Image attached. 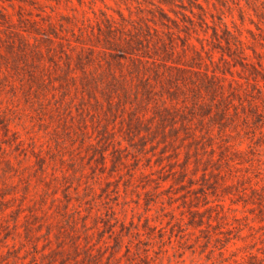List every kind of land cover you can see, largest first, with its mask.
Wrapping results in <instances>:
<instances>
[{"label": "trees", "instance_id": "obj_1", "mask_svg": "<svg viewBox=\"0 0 264 264\" xmlns=\"http://www.w3.org/2000/svg\"><path fill=\"white\" fill-rule=\"evenodd\" d=\"M15 1L0 0V79L6 77L2 64L9 66L26 97L42 105L44 113L68 114L70 119L77 114L76 129L69 135L79 139L80 152L87 155L93 172L109 176L125 168L131 179L143 156L146 161L139 174L146 178L145 184L153 182L154 188H160L169 181L170 186L190 187L202 204L209 203V195L218 200L228 195L232 203L250 204L248 211L256 210L264 220V181L258 186V180H253L258 169L254 175L248 173L255 150L240 149L232 142L241 132L256 129L264 136V0L236 3L241 24L247 17L255 29L243 28L234 20L230 26L222 14L212 12L210 0H115L124 3L127 12L121 7L114 10L116 14L100 10L93 21L88 18L82 25L68 14L55 20L54 6L47 10L40 0ZM50 98L53 105L46 103ZM0 123L5 133L11 130L7 119ZM11 134L14 148L27 155L17 131ZM30 155L34 156V174L46 186L41 195L44 200L47 187L55 194L60 181L54 171L45 179V155L33 149ZM4 162L12 167L9 158ZM246 162L249 165L244 169L238 166ZM5 186L13 185L5 182ZM62 193L66 212L72 210L83 218L92 213L79 200L70 206L72 198L66 188ZM75 193L78 199L77 187ZM102 194L118 196V184L112 185L106 177ZM215 204L221 207L216 211L217 226L222 221L230 224L212 232L222 249L243 236L231 234L238 226L227 220L221 203ZM29 206L25 221L32 218L46 226L42 255L48 263L98 264L101 250L110 244L103 238L91 242L85 221L82 242L76 218L70 229L54 232L53 222L40 218L41 205ZM106 210L116 219L111 206ZM92 214L99 226L101 212ZM210 217L207 227L213 226ZM103 224L112 226L109 220ZM120 225L107 256L109 264H123L117 253L124 235H139L126 229L123 221ZM144 227L153 229L148 223ZM24 229L26 237L33 234L30 225ZM125 252L130 254L128 244ZM145 252L139 259L149 264ZM249 258V264H264V255L249 252Z\"/></svg>", "mask_w": 264, "mask_h": 264}, {"label": "rangeland", "instance_id": "obj_2", "mask_svg": "<svg viewBox=\"0 0 264 264\" xmlns=\"http://www.w3.org/2000/svg\"><path fill=\"white\" fill-rule=\"evenodd\" d=\"M40 1L45 4L47 10H50L49 6H54L55 20L60 21V14H68L79 25L86 24L88 18L93 21L100 10L116 14L114 10L121 7L127 12L124 3L115 0H60L58 3L54 0ZM238 1L245 5V0H210L209 6L216 16L222 14L230 26L234 20L243 28L255 29L247 17L241 24L236 7ZM25 7L32 9L29 5ZM17 8L16 5L15 9ZM9 9L12 10L11 7ZM16 17L15 14V21ZM65 24L68 26V23ZM243 34L248 33L244 30ZM217 55L218 53H215V58ZM1 67L6 77L4 80L0 79V120L7 119L11 130L5 133L0 123V264H51L42 255L45 224L37 225L32 218L28 223L25 221V215L30 213L29 205L33 202L41 205V209H38L41 220L53 222L54 232L58 228L70 229L71 220L76 218L82 242L86 231L81 224L85 221L87 231L91 234V242L103 238L101 240L109 243L107 249L101 250L103 254L99 257L98 264H109L107 256L112 250L113 236L121 228L122 221L130 232L139 231L137 237L133 233L123 236L124 242L117 253L121 256L123 264H143L139 256L144 254L145 248V253L150 258L149 264H249V252L264 255V220L259 219L255 214L256 210L248 211L250 204L243 206L241 201L232 203L228 195L219 200L216 196L209 195V203L202 204L201 198H194L195 193L190 187H181L178 184L170 186L169 181L160 188H154L153 182L145 184L146 178L139 174V170L143 169L142 164L146 161L143 156L139 159L140 169L131 179L125 168L121 169V174L113 172L109 176L107 172H93L87 155L80 152L79 139L69 135L70 130L76 129L77 114H73L74 117L70 119L68 114L44 113L42 105L26 97L17 74L8 68L9 66L6 68L2 64ZM11 82L17 86L14 87ZM46 103L53 105V100L50 98ZM13 130H16L19 138L23 140L22 147L27 155L14 148L11 134ZM260 136L259 129H256L254 133L241 132L232 138L235 147L246 151L253 147L255 150L254 156L259 161L254 160V165L250 166L248 173L254 175L257 169L260 171L257 177H253V180H258V186L264 181V136ZM31 149L45 155L48 161L45 179H49V173L54 171L60 181L55 194L51 193V187H47L48 193L44 194V200H41V195L46 186L33 172L34 156L30 155ZM132 154L135 152L128 156L132 158ZM148 154H151V151ZM5 158L11 160L12 167L6 166ZM248 165L247 162L238 164L242 169ZM106 177L112 180V185L118 184V196L105 198L101 195V187L105 185ZM5 182L13 186L4 187ZM27 182H30L29 188H26ZM75 187L78 189V199H75ZM65 188L72 198L70 206L73 207L79 200L82 206L91 208L92 213L101 212L99 220H109L112 226L107 227L103 221H100L98 226L93 222L92 213L83 218L72 210L66 212L63 208V202L66 200L62 193ZM53 196L59 198L53 201ZM218 202L223 205L231 225L239 228V231L238 228L232 230L231 234L239 233L243 236V239L233 238L222 249L218 248L212 232L225 230L230 224L222 221L217 226L216 211L221 208L215 204ZM209 204L215 206L207 209ZM109 206L112 207L117 220L106 210ZM195 209L199 212L195 213ZM82 212L85 214V210ZM208 216H211L213 226H206ZM200 221L202 223L197 224ZM145 223L153 229L145 228ZM26 225H30L33 233L27 237L24 229ZM147 231H150L151 235H148ZM51 238L52 245H55V237L52 235ZM126 244L130 246L129 255L125 252ZM69 262L73 261L70 259Z\"/></svg>", "mask_w": 264, "mask_h": 264}]
</instances>
